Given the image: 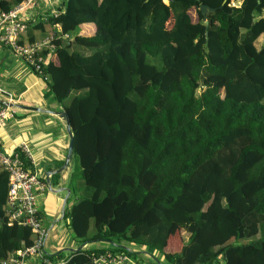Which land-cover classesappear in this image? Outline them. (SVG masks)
Masks as SVG:
<instances>
[{"label":"trees","instance_id":"1","mask_svg":"<svg viewBox=\"0 0 264 264\" xmlns=\"http://www.w3.org/2000/svg\"><path fill=\"white\" fill-rule=\"evenodd\" d=\"M46 24L43 71L82 174L64 218L82 243L115 245L68 264L122 241L162 252L181 231L169 264H264V0H63ZM7 190L0 168V261L33 238L7 224Z\"/></svg>","mask_w":264,"mask_h":264},{"label":"crops","instance_id":"2","mask_svg":"<svg viewBox=\"0 0 264 264\" xmlns=\"http://www.w3.org/2000/svg\"><path fill=\"white\" fill-rule=\"evenodd\" d=\"M53 2L55 1L38 0L25 9V18L36 19V22L28 25L25 40L29 34L33 35L34 40L43 39L51 34L50 27L41 20V17L56 8V2ZM40 22L42 25L40 24L39 27ZM34 26L40 29L29 30ZM79 31L90 35L92 27L83 24ZM3 47L0 45V98L12 102L15 106L12 107L13 118L0 124V148L5 152L16 150L20 144H26L29 148L33 160V165L30 167L37 172L45 186L43 190L37 192L36 200L42 224L47 231V242L48 234L61 223L70 229L68 219L64 218V214L66 209L81 195V183L76 175L77 164L72 156L70 161L67 160L69 137L66 124L56 114L65 110L67 101L58 102L46 80L32 72L20 57L13 55ZM176 239L175 235L168 238L162 252L142 249L127 241L118 242L116 245L131 251L140 264H169L163 255L168 252H177L180 249L182 244ZM97 242L100 246L88 247L89 250L114 245L107 241ZM59 247L62 248L61 250H67L64 248L65 244ZM49 248H51L50 244Z\"/></svg>","mask_w":264,"mask_h":264},{"label":"built area","instance_id":"3","mask_svg":"<svg viewBox=\"0 0 264 264\" xmlns=\"http://www.w3.org/2000/svg\"><path fill=\"white\" fill-rule=\"evenodd\" d=\"M38 0H22L11 9H0V45L7 48L13 55L20 57L26 66L46 80L43 66L47 57L46 49L52 50V34L43 39L31 42L24 39L28 25L36 22L35 18H25L24 11ZM56 8L47 15H57L63 10V0H54ZM53 2V3H55ZM238 4V3H237ZM232 6L235 3H231ZM41 17L46 22V16ZM59 29V26L56 25ZM67 37V34H63ZM10 100V99H9ZM13 117V108L0 103V124ZM23 154L28 160L25 164ZM33 160L26 144H20L16 150L5 152L0 148V168L8 174V190L5 208L7 224L16 222L27 226L33 233L32 243L20 248L0 261V264H68L71 255L54 257L45 251L47 231L42 224V217L37 208V192L44 189V183L37 172L31 168ZM92 264H140L129 250L103 251L89 256Z\"/></svg>","mask_w":264,"mask_h":264},{"label":"rangeland","instance_id":"4","mask_svg":"<svg viewBox=\"0 0 264 264\" xmlns=\"http://www.w3.org/2000/svg\"><path fill=\"white\" fill-rule=\"evenodd\" d=\"M261 44H262V37H259L257 39V41L255 42V45L257 47H260ZM73 93L74 92L71 93V96H72ZM80 172L78 171L76 173V175L78 176V179H80V183H81L80 184V189L82 191L83 190L82 189L83 188V185H82V174ZM92 231H93V223L91 221V225H90V228H89V233H91ZM178 235H179V238L181 240L177 238L176 239L177 242H179V240H180L183 243V242H185L187 240V237H188L187 233H185V232L182 233V231H181L180 234H178ZM251 239H253V238L240 239L238 242H247V241H249ZM49 244L51 245V248H49ZM63 244H65L64 248H66L67 250H61L62 248H60L59 246L63 245ZM80 246H83V248H82L83 250H89L88 247H98L100 245H99V242H97V241H91V242H87V243H82L81 240H79L76 237H74V235L72 234L71 230L67 226H65L64 224L61 223L59 227H57L56 229H53V231L48 234L45 250L50 255L55 256V255H57L58 252H60L62 257H66L69 254H71L72 251H76L78 249V247H80ZM109 248H110V246H105V248H102V249H109ZM97 249H99V248H97Z\"/></svg>","mask_w":264,"mask_h":264},{"label":"water","instance_id":"5","mask_svg":"<svg viewBox=\"0 0 264 264\" xmlns=\"http://www.w3.org/2000/svg\"><path fill=\"white\" fill-rule=\"evenodd\" d=\"M199 10H200L202 16L205 18L207 11H211L212 9L210 7H208L207 5L201 4V5H199ZM0 103L5 105V106H9V107L15 106V104H13L12 102H10L8 100H4L2 98H0ZM56 114H58L59 117H61L66 124V130H67L68 137H69V143H68V148H67V160L70 161L71 156H72V152H73V135H72V132L70 130L68 115H67V112L65 110L61 111V112H57ZM45 180H46V182H49L48 179H45ZM81 249H82V246H80L76 251H79Z\"/></svg>","mask_w":264,"mask_h":264},{"label":"bare ground","instance_id":"6","mask_svg":"<svg viewBox=\"0 0 264 264\" xmlns=\"http://www.w3.org/2000/svg\"><path fill=\"white\" fill-rule=\"evenodd\" d=\"M4 48V47H3ZM6 49V48H5ZM9 51V50H8ZM18 57V56H17ZM13 118V117H12ZM27 146V145H26ZM13 150V149H12Z\"/></svg>","mask_w":264,"mask_h":264}]
</instances>
